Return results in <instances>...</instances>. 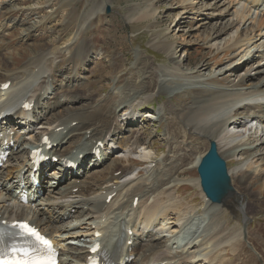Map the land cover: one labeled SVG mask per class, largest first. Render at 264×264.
I'll list each match as a JSON object with an SVG mask.
<instances>
[{
    "label": "bare ground",
    "instance_id": "bare-ground-1",
    "mask_svg": "<svg viewBox=\"0 0 264 264\" xmlns=\"http://www.w3.org/2000/svg\"><path fill=\"white\" fill-rule=\"evenodd\" d=\"M221 1L214 3L210 9L211 14L203 16V14H200L202 12H199V9L196 12L198 17L203 16L198 19L203 18L198 21L202 23H199L196 29H202L203 31L208 28L206 20L210 18L209 15H212L213 12L217 11L215 16L233 15L232 18L225 20L224 26L218 28V26L212 25L208 35L203 40L204 44L208 45L209 43L208 48L212 47V41L218 40L222 34L233 29L234 26L237 27L241 23L245 25L246 21L250 19L248 17L250 12L253 13L254 11L253 8H257L260 3L264 2V0H232L230 5L239 1L240 9L228 14L229 5ZM181 2V7L184 10L187 7L193 9L192 6L195 4V0H181ZM202 7L206 8L208 6L204 5ZM261 8H264V6ZM94 14L95 12L90 9L83 25L90 22ZM258 15L259 18L255 21L257 24L251 21L253 23L251 27H249V24L246 28L237 29L236 37L230 38L224 49H221V52L219 46L215 47V52L236 51L234 56L237 57L241 53L245 54L244 51L253 45L255 41L261 40L259 47L263 49L261 51L256 50L255 60H257L256 67L263 69L259 72L252 69L251 66L247 68L243 76L232 82L228 78L234 74V69H238L237 66H233L220 74L226 76L222 79L226 82L225 87L214 82V80L218 81L219 76L203 77L202 73L205 71L206 65L202 64L197 68L196 77H193L191 73H184L182 61L174 60L176 55L175 46L173 44L162 45V51L167 60L166 65L179 71V74H176L186 79L184 83L170 89V93H172L170 97L173 98L174 95H177L174 92H178L179 95L184 90L189 95L190 101L177 106H169L167 102H164L163 107L158 111V119L166 114L167 118H171L174 123L177 118L181 123V127L184 128L183 133H194V136L204 137L208 139V142L213 140L216 143L218 155L236 162L234 167L227 169L233 189V192L227 198L236 200L239 208L242 206L241 196L235 188L244 193L250 192L249 199L256 198L261 191H253L251 185L247 186V184L264 173V115H259L264 109V77L258 78V81L252 83L253 79L264 74V10ZM256 33H258L256 36V38L259 37L258 40H255ZM28 34H23L26 36L24 38H29L31 34ZM73 40H75L74 37L70 38L67 43H71ZM239 51L240 54H238ZM90 52L88 45L81 47L79 50V56L82 57L78 69L81 73L80 76L88 70L91 63L89 60ZM48 54L44 53L41 56L30 57L28 63L14 71H12L14 68H9L8 65H4L5 63H0V135H2L0 137V150H4L5 141L6 143L13 141V146L8 149L10 156L8 155V159L0 171V221H29L52 239L59 250V260L62 264H86L87 258L91 256L90 247L96 239L100 242L101 254L108 256L107 258L114 264H127L128 260H125V258L134 255L137 258L133 257L130 262L134 261L135 264H216V256L214 257L216 249L223 244H233L234 239L241 236L243 242L240 244L235 243L237 248L234 253L240 248L243 249V252L239 258L240 261L236 260L234 256L232 263L245 262L246 256L250 253L244 250L246 244H249L247 238L244 237V232L238 230L234 235L222 236L220 229L210 234L209 240L196 245L197 241L192 242L189 238L195 231H192L193 228L198 227L201 219L199 216L201 217V215L192 217L193 209L187 207L179 210L180 203L170 201L172 188L177 187L182 182L178 181V174L188 164V168H196L205 153L195 151V155H192L194 147H190L184 151L185 154L179 152L181 156L177 163L173 161L177 158L176 154L172 155V160L167 156V159L159 162L157 160L158 163L152 164L151 168L149 166L148 173L143 178L140 177L143 173L139 168V162L152 163L151 158L154 152L148 150L149 147H143L141 149L143 154L138 153L137 149L139 150L144 142L140 128L135 129L139 126L136 124V122H139L138 115L131 111L124 116L125 122L120 124L116 115L117 110L120 108L119 102L121 101L122 104L127 102V110L125 111H128L135 102L141 101L142 98L150 100L154 93L157 95L164 93V90L169 88L168 83L174 82V80H169L167 77L160 79L157 70L152 68H149V71L146 70V67H150L151 64L145 63L141 65L144 66L141 68L142 77H144L141 81L142 84L134 85L136 78H129L120 92L121 95L128 92L125 95L128 98L121 96L120 99L118 92L111 91L108 99L115 97L112 107L106 101L99 108L90 109L88 106H82L77 110L74 106L78 105L79 102L73 95L59 99L57 97L52 104H49L48 101L42 102L43 99L50 100L60 93L56 92L54 82L60 81L56 78L65 75L63 73L64 69L57 71V68H53L46 76V69L43 70L42 68L43 63H38V61L46 59ZM254 57V55H243L245 60L242 64ZM138 64L136 63V65ZM76 71H71L69 75L63 78H67L65 85L73 84L78 75ZM19 79L21 80L18 81ZM7 82H10L9 87L6 90L2 89V86ZM20 83L22 85L11 92V89ZM74 85H81V83H74ZM48 90L51 91L50 97H48ZM65 102L72 105L68 111V116L61 118V114H55L53 122L49 123L47 121V111ZM24 103L32 104V108L26 111L22 108ZM249 110H253V113L242 117L241 111ZM73 111H76V113H73ZM172 115H176V118ZM14 117L17 118L16 121H12ZM139 117L146 118L150 116L146 114L143 116L142 114ZM73 122H76V125L71 127ZM37 125H45V128L39 134H34ZM58 128L62 129L56 132L55 130ZM171 128L166 127L164 133L167 144L175 139ZM238 128H241L243 132H236ZM123 131L128 133L125 137L126 140L121 147L117 146L119 152L115 153V159H112L113 156H108L104 152L109 150L112 153L114 151L112 147L115 143L116 134ZM258 135L262 139H257ZM43 136L47 138L51 145L49 149L48 144L41 141ZM71 138L73 141L66 149L67 155H64L59 149ZM19 141H21L20 144H18ZM82 144L85 145V149H80L77 154H83V156L81 160H77L74 155ZM260 146L262 150H260ZM250 147L252 148L247 153ZM14 148L16 151H14ZM31 148L43 149L44 155L48 157L47 161L40 165L35 174L36 178L39 177L40 179L46 170L52 166L51 159L53 157H58L59 162L52 170V175L56 174L57 180L59 178L65 179L66 175L71 173L63 167L64 165L69 162L73 164L77 162L78 166L83 168L86 164L87 155L91 153L93 154L92 164H88L87 167H93L94 169L91 170L92 172L89 171L90 178H86L87 180L77 182L74 179H69L66 188H63L65 186L56 188L55 185H58V182L53 181L55 178L50 179L49 182H54V185L53 187L49 186L50 189L47 188L48 192L43 196L41 189H31L29 187V183L33 184L30 179L33 166L29 156ZM74 150L76 152L72 153ZM96 151H98V154H95ZM117 155L122 156V158L117 159ZM129 155H137L138 159L129 160ZM185 158L188 163L184 165ZM120 160L125 161L126 164H121ZM12 161L18 163L11 165L10 162ZM118 165H121L123 169L117 168ZM107 168L112 169V172L110 176L102 179L103 171ZM97 169L102 170L96 172ZM4 170L5 172H3ZM56 170L58 172H55ZM23 171L26 173L24 177L22 176ZM101 180L103 181L101 182ZM191 181L195 184L198 183V179H192ZM187 182L190 183V180ZM14 188L18 189L19 192L28 191V203L26 205L18 202L20 193H12ZM61 188L64 190L61 191ZM74 188H77L76 192L72 191ZM113 194L112 199L107 202L108 196ZM135 199H137V202L134 206ZM226 201L220 205L204 201V207L206 211L217 209L216 212H222L226 207ZM31 204H33L32 208L30 207ZM38 205H46V207H37ZM69 208L78 210L74 219L83 218L84 222L81 225L84 226V232L82 234L69 231L68 226H53V224H58L64 219L71 218ZM243 215V218L246 219L244 212ZM112 216L117 218L115 229L111 227L110 223L101 222L102 219L107 221ZM93 225L95 226L92 227ZM188 225L190 228H188ZM150 228L157 230L159 233H169L171 236L162 240L166 236H158L157 232L152 234ZM138 230L145 233L146 239H141L143 242H136L135 234L134 236L129 235L130 231L134 233ZM97 234H100L101 237L97 238ZM79 237H90V242H88L90 245L88 247L73 246L72 241H79ZM191 249H194V251H190ZM222 252L224 251L222 250ZM112 255L114 258L111 257ZM219 264H222V261ZM223 264H226V262H223Z\"/></svg>",
    "mask_w": 264,
    "mask_h": 264
},
{
    "label": "rangeland",
    "instance_id": "rangeland-1",
    "mask_svg": "<svg viewBox=\"0 0 264 264\" xmlns=\"http://www.w3.org/2000/svg\"><path fill=\"white\" fill-rule=\"evenodd\" d=\"M218 1L220 0H195V4L192 6L193 9L187 7L184 10L181 7V0H0V63H5V66L8 65L9 68H14L12 70L14 71L20 69L25 63H28L31 59L30 57L49 53L46 57L47 60L44 59L38 61V63H44L42 68L43 70L46 69V76L50 73V69L57 68V71L64 69L63 73L65 75L56 78L60 81L54 82V87L58 90L56 92H60L56 97L59 99L66 98L69 95L75 96L79 102L78 105L74 106L77 110L82 106H88L90 109L99 108L106 101L112 107L115 102V97L108 99L111 91L118 92L120 99L121 96L128 98V96H125L128 92H125L124 95H121L120 92L125 87L127 79L129 78H136L134 85L142 84L141 81L144 77H142L141 68L144 66L141 65L145 63L151 64L150 67H146V70L149 71V68L157 70L160 79L164 77H167L169 80L173 79L174 82L168 83L169 88L164 86L166 88L164 93H161V95L154 93L150 100L148 98H142L141 101L135 102L133 107L128 109V111H125L127 110V102L123 104L121 101L119 102L120 108L117 110L116 115L119 118L120 124L125 122L124 116L129 112L133 111L135 115H138L137 119L139 122H136V124L139 126L135 129L140 128L143 134L144 142L141 147H149L148 150L154 152V157L152 156L151 158L152 163L139 162V168L142 171L141 173H143L140 177L143 178L148 173L149 166L151 168L152 164L167 159V156L172 160V155L176 154L177 158L173 161L177 163V160L181 156L179 152L185 154V150L194 147L192 149L194 152L191 153L195 155V151L206 153L209 147L208 139L204 137L198 138L194 136V133H183L182 130L184 128L181 127V123H179L176 115H172L176 118L174 123L171 118H167L166 114L158 119V111L163 107L164 102H167L169 106H177L190 101L189 95L184 90L179 95L178 92H174L177 95H174L173 98L170 97L172 94L170 93V89L184 83L186 79L178 75L179 71L166 65L167 60L162 51V45L173 44L175 46L176 55L174 60L182 61L184 73H191L193 77H196L195 72L197 68L202 64L206 65L207 67L202 73L203 77L219 76L218 81L214 80V82L221 84L223 87L226 86V82L222 81V79L226 76H221L220 74H223L233 66H237L238 69H234V74L228 78L232 82H235L243 76L247 68L251 66L252 69H256L259 72L263 69L256 67L257 60H255L257 56V53H255L256 50L261 51L263 49L259 47L261 40L258 42L255 41L259 38H256L258 33L255 34L254 44L244 51L246 52L245 54H240L239 51L238 54L240 55H237V57L234 56L236 51L227 50L223 53H216L215 47L219 46V51L221 52V49H224L227 45V41L230 38L236 37L237 29L246 28L249 24V27L253 23L257 24L255 21L259 18L258 14L264 10V8H261L264 6V2L260 3L257 8L252 7L254 11L253 13L250 12L248 16L250 19L246 21L245 25L241 23L237 27L234 26L233 29L222 34L218 40L212 41V47L208 48L209 43L208 45L204 44L203 40L208 35L212 25L218 26L219 28V26H224L226 19L233 17V15L225 17L215 16L217 15L216 11L212 15H209L210 18L206 20L208 26L206 30L196 29V26L202 23L198 21L203 18L198 19L204 15L211 14L212 11L210 9ZM223 1L225 2L224 4L229 5L228 14H232L234 11L240 9V5L238 4L240 0L232 5H230L232 0H222L221 2ZM204 5L209 8L202 7ZM90 9L95 12L94 17L86 25H83ZM198 9L199 12H202L200 14H203V16L198 17L196 15ZM254 17L255 19H253ZM27 33L31 34L30 37L24 38ZM243 35L245 36V33ZM72 37L75 40L67 43ZM87 45L88 49L91 50L90 55L88 54L91 63L85 72L86 74L82 73L80 76L79 74L81 73H79L80 70L78 69L82 57L79 56V50L81 47ZM243 55H254L255 57L242 64L241 62L245 60ZM136 63L139 64L136 65ZM74 70H77L76 73L79 76L77 75L73 84L65 85L67 78H63ZM261 77H264V74L253 79L252 83H255ZM74 83H81V85H74ZM50 93L51 91L48 90V94ZM47 101L52 102L54 98ZM65 105L63 106L64 109L56 113L57 115L61 114V118L67 117L68 111L72 107L71 104ZM76 111H73V113H76ZM54 112L52 114H55ZM251 113H253V110L241 111L242 117ZM142 114L143 116L146 114L150 117H139ZM259 115H264V109ZM52 120L53 117H50L49 121ZM172 125L173 127L171 128ZM166 127L171 128L173 138H175L170 144H167L165 140L166 136L164 133ZM43 128L44 126L37 127L36 132H41ZM236 132H239L238 129H236ZM127 134V131H123L118 134V137L123 138ZM258 136L257 139H262ZM122 141L118 139L116 146L121 144ZM261 146L263 147V145ZM261 146L260 150H262ZM252 147L247 150V153ZM80 149H85V145L82 144L77 149L74 155L75 158H77L76 155ZM221 158L226 163L227 169L236 165V162L230 161V159ZM112 159H115V157ZM120 161L121 164H126L125 161ZM187 161L185 158L183 164H187ZM10 164L15 165L17 161H12ZM57 165V163H54L53 167ZM188 167L189 164L178 174V181L182 182L177 187L172 188L170 201L179 202V210L187 207H190L191 210L193 209L192 217L201 215V217L199 216L201 218L200 222L196 228H199L198 233L195 236L193 234L190 235L189 239L192 242L196 240L197 243L195 244L197 245L209 240L210 234L220 229L222 236H231L234 233L236 234L238 230H241L242 233H245L244 237L249 242L244 247V250L250 253L246 256L245 262L232 263L234 256L236 260L240 261L239 258L243 249L240 248L235 253L234 250L237 248V244L243 242L241 236L234 239L233 244H223L216 249L214 253V257L216 256V264H219L221 261L222 264L223 262H226V264H264V173L247 184V186L251 185L253 191H261L256 198L249 199L250 192L244 193L235 188L241 196L240 202L242 206L239 208L236 200L228 199L224 210L222 212H216L217 209L206 211L202 203V192L199 187H195L197 184L191 181L192 179L198 178L196 168L192 169ZM117 168L123 169L121 165H118ZM92 169L93 167L88 168L86 166L84 169L81 168V177H77L76 175L77 179L84 180L90 178L89 171L92 172ZM50 170L42 177V180L46 181L42 185L51 184L48 182L52 175V172L49 173ZM97 170L96 172H99L102 169ZM111 172L112 169H105L102 179L110 176ZM86 175L88 177L85 178ZM188 179L190 183L187 182L189 181ZM54 181L56 182L57 180ZM63 184L64 181L58 184L56 188L61 187ZM51 185H54V183ZM71 211L73 212L72 216L75 217L77 215L74 212L75 209H71ZM243 212L246 214V219L243 218ZM202 216L203 221L201 222ZM83 222V218L64 220L55 224V226H68L69 229H72L69 231H74L75 234H77L76 232L82 234L84 232V226L81 225ZM188 227L190 226L188 225ZM196 229L194 231L195 233L197 231ZM168 234L158 233V236H166L162 238L164 240L170 238L169 236L171 235ZM204 237L205 239H203ZM79 239V241H72V245L85 247L88 244V237H79ZM222 250L227 251L230 255H223L221 253ZM190 251H194V249Z\"/></svg>",
    "mask_w": 264,
    "mask_h": 264
},
{
    "label": "water",
    "instance_id": "water-1",
    "mask_svg": "<svg viewBox=\"0 0 264 264\" xmlns=\"http://www.w3.org/2000/svg\"><path fill=\"white\" fill-rule=\"evenodd\" d=\"M197 174L201 190L210 202L222 204L233 192L226 164L213 140L209 141V148L198 163Z\"/></svg>",
    "mask_w": 264,
    "mask_h": 264
},
{
    "label": "snow or ice",
    "instance_id": "snow-or-ice-1",
    "mask_svg": "<svg viewBox=\"0 0 264 264\" xmlns=\"http://www.w3.org/2000/svg\"><path fill=\"white\" fill-rule=\"evenodd\" d=\"M6 87V85H5ZM27 235H30L35 238L40 247L43 249V253L46 258H39L36 260H32L30 258L22 259L19 261H14L13 264H55L54 259L52 258L54 255V248L52 242L47 238L41 236L35 229L29 227L26 224L19 225ZM95 251V249H93ZM29 254L25 253V256ZM0 264H6L5 261H0Z\"/></svg>",
    "mask_w": 264,
    "mask_h": 264
}]
</instances>
